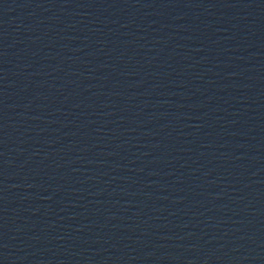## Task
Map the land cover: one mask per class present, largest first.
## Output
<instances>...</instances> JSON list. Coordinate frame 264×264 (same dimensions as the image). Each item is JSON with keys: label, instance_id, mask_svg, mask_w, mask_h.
<instances>
[{"label": "water", "instance_id": "1", "mask_svg": "<svg viewBox=\"0 0 264 264\" xmlns=\"http://www.w3.org/2000/svg\"><path fill=\"white\" fill-rule=\"evenodd\" d=\"M0 264H264V0H0Z\"/></svg>", "mask_w": 264, "mask_h": 264}]
</instances>
